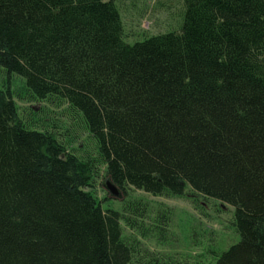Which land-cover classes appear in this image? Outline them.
Masks as SVG:
<instances>
[{
    "label": "trees",
    "instance_id": "16d2710c",
    "mask_svg": "<svg viewBox=\"0 0 264 264\" xmlns=\"http://www.w3.org/2000/svg\"><path fill=\"white\" fill-rule=\"evenodd\" d=\"M117 1L0 0V67L80 113L99 155L0 89V264H201L126 239L122 222L148 236L145 209L103 206L96 162L124 192L231 205L240 240L215 264H264V0H184L178 30L134 43Z\"/></svg>",
    "mask_w": 264,
    "mask_h": 264
},
{
    "label": "rangeland",
    "instance_id": "374dc122",
    "mask_svg": "<svg viewBox=\"0 0 264 264\" xmlns=\"http://www.w3.org/2000/svg\"><path fill=\"white\" fill-rule=\"evenodd\" d=\"M124 23L125 39L130 42L176 31L180 28L184 0H118ZM9 88L26 124L54 131L68 148L83 158H99L94 138L86 130L80 113L56 98L34 100L25 89V80L8 74L0 67V89ZM96 194L103 206L123 210L124 205L139 202L145 209L143 223L148 236L122 222L126 239L137 244L142 254L178 262L215 264L218 256L240 240L234 225V208L214 198L187 188L181 197L155 196L134 187L121 190L119 198L111 197L104 183L109 179L106 166L96 162ZM135 204V203H134ZM140 206V205H139ZM142 208V206H141ZM160 226V227H158Z\"/></svg>",
    "mask_w": 264,
    "mask_h": 264
},
{
    "label": "water",
    "instance_id": "95a60500",
    "mask_svg": "<svg viewBox=\"0 0 264 264\" xmlns=\"http://www.w3.org/2000/svg\"><path fill=\"white\" fill-rule=\"evenodd\" d=\"M104 185L111 197L119 198L121 196V190L111 181L110 178L104 183Z\"/></svg>",
    "mask_w": 264,
    "mask_h": 264
}]
</instances>
